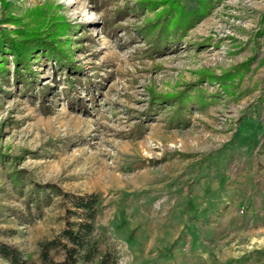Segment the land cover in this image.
<instances>
[{
	"label": "rangeland",
	"instance_id": "1",
	"mask_svg": "<svg viewBox=\"0 0 264 264\" xmlns=\"http://www.w3.org/2000/svg\"><path fill=\"white\" fill-rule=\"evenodd\" d=\"M141 1L0 0V20L31 22L43 8L77 25L64 36L71 64L38 55L29 85L7 55L0 203L25 208L11 173L26 169L100 195L95 237L119 264H264V0H214L167 39L146 33L162 8ZM183 90L192 101L180 110L152 96ZM53 202L34 222L0 209L28 264H43L40 242L65 227L60 196Z\"/></svg>",
	"mask_w": 264,
	"mask_h": 264
},
{
	"label": "trees",
	"instance_id": "2",
	"mask_svg": "<svg viewBox=\"0 0 264 264\" xmlns=\"http://www.w3.org/2000/svg\"><path fill=\"white\" fill-rule=\"evenodd\" d=\"M213 1L200 0V9L192 11L183 7L180 0H142L141 5L144 7L162 8L156 18L147 25L146 33L165 39L173 34L177 37L179 32L187 31L198 20L208 15L213 8ZM30 12L31 22H23L22 17L14 16L0 20V73L7 72L6 64L9 60L7 55H11L17 73L16 78H20L27 85L32 83L30 80L33 74L32 60L36 56H45L49 60L59 62L60 65L70 63L68 44L64 48V36L75 32L77 28V25L65 16L48 15L43 8H36ZM6 22L13 24L14 28L3 26ZM214 76L221 79L225 74ZM68 80L70 86L74 88V81ZM184 93V90L168 95H158L154 92L152 96L175 99L179 102L180 110L191 100ZM205 101V98L198 96L197 102L205 103ZM11 184L18 198L23 199L25 208L15 211L14 208L0 203V209H13V215L19 218L20 222H34L41 219L45 209L54 203V197L61 198L65 227L56 237L40 242V258L43 264H94L96 261L97 264H119L116 253L101 252L95 237L100 195L66 191L55 182H37L26 169L12 172ZM15 232L13 228H0V264H28L22 249L8 241V237ZM57 251H63L62 260H56L53 256L52 252Z\"/></svg>",
	"mask_w": 264,
	"mask_h": 264
}]
</instances>
